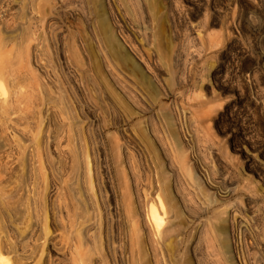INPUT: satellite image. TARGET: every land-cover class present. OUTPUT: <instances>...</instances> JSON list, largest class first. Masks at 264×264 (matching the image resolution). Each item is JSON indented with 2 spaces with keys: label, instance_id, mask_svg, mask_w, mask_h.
Masks as SVG:
<instances>
[{
  "label": "rangeland",
  "instance_id": "374dc122",
  "mask_svg": "<svg viewBox=\"0 0 264 264\" xmlns=\"http://www.w3.org/2000/svg\"><path fill=\"white\" fill-rule=\"evenodd\" d=\"M26 1H3L0 22L17 23L20 6L37 0ZM47 1L64 5L54 19L60 38L46 35L37 57L36 50L25 53L19 30L18 46L7 50L25 66L22 73L41 72L54 89L31 108L41 112L35 121L43 124L30 135L39 133L42 152L66 158L72 149L89 162L92 189L84 190L99 202L98 212L93 199L86 207L94 216L92 253L108 252L110 226L117 250L130 252L117 231L119 223L127 230L121 165L137 209L139 196L159 179L149 197L158 214L165 208L166 221L188 218L186 198L203 210L201 235L181 228L162 251L166 264H181L188 241L202 264H264V0ZM157 47L166 60H156ZM42 64L54 68L50 75ZM65 168L64 180L72 182L69 161ZM107 212L114 215L109 224ZM144 236L135 264L152 263Z\"/></svg>",
  "mask_w": 264,
  "mask_h": 264
},
{
  "label": "bare ground",
  "instance_id": "6f19581e",
  "mask_svg": "<svg viewBox=\"0 0 264 264\" xmlns=\"http://www.w3.org/2000/svg\"><path fill=\"white\" fill-rule=\"evenodd\" d=\"M3 1L0 0V5L4 4ZM25 2L27 1L25 0ZM28 6L29 5L25 7L22 6L23 8L20 6L21 10L18 6L21 13H17L21 18H18L20 20H18L17 23L14 22L15 25H13V23L12 26H7V22L6 24L0 22V89L3 91L5 83L8 85L5 86V88L7 87V91L4 90L3 93L0 92V264H135L138 256L137 252L139 251L136 250V247H138L137 244L139 245L138 239L140 236H144L141 234V231L145 234L144 237H146L144 238L146 239V255L150 256L152 261V263L149 262V264H166L167 261L165 257L168 253L165 251L166 256L164 257L162 251L164 247L167 248L168 245H172V240L177 238L175 236L176 233L180 234V231L183 229L184 233H196L198 236L201 235V227H199V225L201 226V221L199 220L203 210L197 206V203L192 197L189 199L186 198L184 199L185 203L189 202V204L192 205V208L189 209V219L186 218V220L180 224L175 223L173 219H168L166 221V218L163 217V215H165V212H163L165 208H162V215L158 214L155 207L152 205L153 199L151 196L149 197L151 194H156V190L160 188L159 179L156 180L155 184L153 182L148 185L147 191L144 190L139 196L137 209L132 201V194L131 192L129 193L131 190L128 191L131 185L129 184L130 186L127 188V184L130 180H127V173H125L121 165L117 167V171L123 183H120V186H123L121 188L126 187L122 189V193L124 194L123 216L127 224V230L123 231L121 223H119L120 225L117 231L119 232L120 241L121 239L123 240V235L124 238L127 239L130 252L127 254L123 249L118 251V248L115 246L116 241L112 239V235H115V233L111 234L113 230H111L112 226L106 228L105 236L103 233L104 231L100 232L101 229H104V227H102L104 224L102 223L103 225L100 226L101 224L99 223V226L102 227L101 229L98 227L100 229L99 232L103 234V237L105 236V245L108 252L104 253L100 251V249L103 250L101 247L98 250L100 252L96 251L95 254L92 253V245H90V243L93 242H90L92 238V232L90 231L94 224L92 221L94 216L88 215L86 207L87 203L93 199L94 202H92L94 206H96V211L98 212L99 202L95 200L93 195L84 190V187L88 189V191L92 189L89 162L81 160L77 151H72L70 148L69 150L72 152V155L66 158L60 156V154L56 156L55 153V156H52L42 152V143L39 133L32 136L30 135L33 127L39 128V124L42 123L39 121L38 124L35 121L36 116L38 113V116H40L41 112H34L33 110L36 111L34 108L37 107L35 106H39L40 102H42L41 93L45 94L49 92L50 94L54 89L49 86L50 83L46 81L47 79L43 80L45 77L43 76L42 78V76H40L41 72L40 75L36 73L38 74L37 77L35 75V77L32 76V73L30 74L31 76L26 74V72L25 74L22 73L25 66H17L19 61H15L12 55L13 52H11L12 50L10 52L7 50L10 45H12V48L15 45L18 46V43L15 44L13 41H16L18 31L20 30L25 36V53L30 54V52L36 50V52L38 51L40 53V56L37 57H41L43 54L41 47L44 45V43L43 45H41V43L47 42L46 35L48 36V34H51L57 39L61 34L59 31L57 32L55 28L57 22L54 19L60 16V10L63 9L64 5L63 3L57 5L55 1L50 4L47 0L44 2L42 0H37L31 3L29 7ZM44 46L47 47L46 43ZM42 48L44 49L45 47ZM39 49L41 50L39 51ZM44 51L46 50L44 49ZM154 51L155 58L159 62L167 59L166 54L159 47L155 48ZM43 56L42 58L44 59L45 56ZM147 57L150 60L152 55L148 53ZM42 58H39V60ZM26 59V63L29 65L28 62L30 63V61H28V58ZM41 62L42 61H40V63ZM47 64H42L46 67L41 65V68L44 69V73L45 71L48 73L46 76L50 75L49 68L51 71L54 69L51 64H49L51 67H47ZM18 67L20 69L21 67L24 68L21 69V71ZM29 70L28 67V72ZM24 71H27V69ZM35 72H37V70ZM53 74L51 76H53ZM54 75L55 78L56 74ZM31 77L32 81L30 80ZM48 80H50V77H48ZM51 80H53V78ZM56 84L57 82L55 85ZM56 87L54 86L55 89ZM98 89L101 90V87L99 86ZM39 96L41 97L37 98ZM46 98L49 101V98L45 97V99ZM44 103H46V101H44ZM46 108L48 109L49 107ZM49 141L50 140H48V142ZM63 153H65V151ZM68 161L71 171V173H69L70 176L73 177L71 179L72 182L69 183L67 182L68 180H64V168L66 165L68 166ZM131 172H133V170H131ZM130 177L131 176H129V178ZM134 178H136V176H134ZM135 182H137V180H135ZM135 188H137V186ZM66 190L67 194L65 197L64 191ZM63 195L64 204L62 202ZM56 200L60 203L58 202L57 204ZM170 212L172 211L170 210ZM107 215L106 221H108L109 224L110 219L113 218L114 215H111V213ZM52 222L55 223L56 229H53L51 225ZM112 222H114V220ZM114 225L115 223L113 226ZM192 225H195V227L192 229L193 232H190V227ZM139 234L141 235L139 236ZM93 237L96 238L95 235H93ZM103 237H99V239L101 240ZM101 241L100 243L103 245L104 240ZM122 245L119 246V249L120 247L123 248ZM197 251L196 247L188 241L184 252L185 257L181 261V264H193L195 259L196 261L194 264H202L201 260L197 258ZM170 260H172V258ZM177 263L174 262V264ZM214 263L219 264L220 262L217 260Z\"/></svg>",
  "mask_w": 264,
  "mask_h": 264
}]
</instances>
